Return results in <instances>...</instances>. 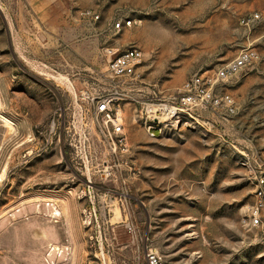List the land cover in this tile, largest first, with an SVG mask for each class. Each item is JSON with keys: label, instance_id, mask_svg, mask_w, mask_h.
Returning a JSON list of instances; mask_svg holds the SVG:
<instances>
[{"label": "rangeland", "instance_id": "374dc122", "mask_svg": "<svg viewBox=\"0 0 264 264\" xmlns=\"http://www.w3.org/2000/svg\"><path fill=\"white\" fill-rule=\"evenodd\" d=\"M132 46L135 75L113 77ZM248 46L258 57L214 87L234 113L199 106L198 126L149 134L146 103ZM116 91L124 146L92 99ZM0 113L16 127L0 119V264H147V248L264 264V223L246 222L264 170V0H0Z\"/></svg>", "mask_w": 264, "mask_h": 264}, {"label": "built area", "instance_id": "2783aa9c", "mask_svg": "<svg viewBox=\"0 0 264 264\" xmlns=\"http://www.w3.org/2000/svg\"><path fill=\"white\" fill-rule=\"evenodd\" d=\"M93 18L91 10L85 11ZM256 13L254 17H258ZM132 24V19H121L114 23L116 30ZM258 57L254 47L242 48L235 57L223 63L212 75L193 74L189 76L179 90L168 96L146 103V115L144 124L151 136H158L167 130L181 129L183 125L196 127L200 123L196 109L204 105H220L225 111L234 113L236 101L228 92L216 93L215 84L227 79ZM143 59V50L138 46H132L122 52L112 54L108 59V71L113 77L127 78L135 75L138 66ZM96 99L95 110L101 114L102 121L107 128V138L115 146L117 143L126 145L127 136L121 110V101L124 99L121 92L105 93L93 96ZM246 163V155L241 156ZM254 201L249 206L246 214V222L254 227L264 223V170L255 173ZM147 264H170L153 248L145 251Z\"/></svg>", "mask_w": 264, "mask_h": 264}, {"label": "bare ground", "instance_id": "6f19581e", "mask_svg": "<svg viewBox=\"0 0 264 264\" xmlns=\"http://www.w3.org/2000/svg\"><path fill=\"white\" fill-rule=\"evenodd\" d=\"M2 106V105H1ZM0 119L1 120H3L4 121V123H6V125H7V127H6V129H9V132L12 134V133H14L15 131H16V127H15V124H14V122L10 119V118H8L6 115H4V114H2V113H0ZM6 132V131H5ZM7 133V132H6ZM6 136V135H5ZM53 210V209H52ZM55 212L56 213H59L60 214V210H56L55 209ZM116 217H118V215H119V210H118V208H116Z\"/></svg>", "mask_w": 264, "mask_h": 264}]
</instances>
